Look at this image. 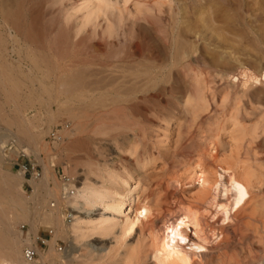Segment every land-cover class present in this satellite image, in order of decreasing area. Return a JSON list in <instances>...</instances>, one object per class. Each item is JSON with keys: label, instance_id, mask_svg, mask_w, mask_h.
<instances>
[{"label": "rangeland", "instance_id": "rangeland-1", "mask_svg": "<svg viewBox=\"0 0 264 264\" xmlns=\"http://www.w3.org/2000/svg\"><path fill=\"white\" fill-rule=\"evenodd\" d=\"M82 3L0 0V148L5 153L0 162V206L9 218L16 216L12 234L6 227L1 230L21 242L22 257L27 246L42 253L53 247L54 263H43L37 252L32 264H69L68 255L73 253L80 264H117V230L113 236L112 232L105 233L106 237L97 233L75 245L60 238L51 246L54 230L38 222L34 211H49V203L56 201L45 200L46 193L36 188L39 180L24 175L22 156L38 165L41 177L43 162L51 158L54 181L49 187L56 188L58 197L68 188L63 175L71 178L72 172L80 185L89 171L125 168L132 173L137 160L144 158L149 167L137 190L154 213L129 242L145 253L133 264H152L148 257L154 223L187 209L204 212L203 223L211 237L207 249L211 256L199 264H260L264 259V85H244L240 75L264 72V0H110L113 10L106 20L116 30L113 38L102 35L103 18L96 29L90 24L75 35L77 24L87 14L79 7ZM169 45H174L178 55L186 53L184 63L173 67ZM146 52L159 53L165 66L169 65L160 80L150 82L130 75L135 65L131 61L142 60ZM38 67L43 69L40 76ZM169 68H173L171 76L166 75ZM70 69L84 77L87 86L75 95L78 116H84L83 127L64 144H54L48 138L53 130L65 123L74 129L79 120L61 106L68 98L66 93L41 91L39 84L64 83ZM118 87L126 93L112 90ZM49 112L55 114L52 122L47 120ZM172 117L175 123L166 140L163 128ZM29 123L30 129L26 127ZM38 142L41 145L35 149ZM116 144H125L134 154L119 153ZM199 161L209 179L216 180L219 171L227 170L234 185L245 183L243 200L226 226L213 227V210L210 214L204 211L208 209L202 197L205 189L197 185L193 174ZM93 175L90 179L95 180ZM61 207L63 223L70 226L73 218L69 221L67 216L72 214L68 207ZM101 214L102 208L95 206L83 219L96 221ZM213 250L219 253L212 255Z\"/></svg>", "mask_w": 264, "mask_h": 264}, {"label": "bare ground", "instance_id": "bare-ground-1", "mask_svg": "<svg viewBox=\"0 0 264 264\" xmlns=\"http://www.w3.org/2000/svg\"><path fill=\"white\" fill-rule=\"evenodd\" d=\"M79 7L86 10L87 14L83 18V21L77 24L76 26L77 30L75 31L76 36L83 33L88 27V25L90 24H93L94 29L99 27L100 22H97V21L100 18H103L105 22L104 26L101 27L102 32H103L102 35L104 36L107 35L109 36V38L113 36V34L116 31L113 27L114 25L108 22V20H106V16L108 12L111 9L113 10V8L111 7L110 0H83V3ZM166 48L170 56L169 59L171 63L173 62V67L174 65H177V66L181 65L182 63L185 62V59L188 57V56L186 57V53H184L185 56L178 55L180 52L178 53L176 51V49L174 48V45H169ZM178 56H181V58ZM161 57L162 56H160L159 53L155 55L154 53L146 52V55L143 56L142 60L131 61L135 65L131 66V68L134 67L131 71L129 70L128 71L129 73H131L130 75H132L134 79L144 77L148 79V81L150 82L160 80L161 77L164 76L166 69H168V66H169V65L165 66L164 62H162L164 59H162L161 61ZM177 57L179 58V60ZM170 61L168 62L170 63ZM188 61L189 60H187V62ZM121 63L120 65H122ZM125 68H126V65H125ZM128 68L130 67H127V69ZM172 69L173 68H169V70H167L168 72L166 73V75L168 74L169 76H171L173 73ZM37 71L39 72V76H40V73L43 72V69L41 67H38ZM77 72H78V69H77ZM73 73L74 72L72 71V69H70L68 71V75H66L68 77L66 79L68 80L67 81L64 80L66 82L61 83V84L60 83L54 84L50 87H47L45 84H43V82L39 84V88L41 91H44V92L54 91L57 94L66 93L68 98L61 104V106L69 110L72 114H76L77 119L79 120V125L76 126V128L74 129L70 128L69 131L65 132L64 141L66 140L69 141V139L77 135L79 132V129L83 127L82 121H83L84 116L83 117L81 115L78 116L79 112H77V110H79V108H75V102H76L75 95L77 94V92L79 93L87 86L85 84L86 82H84V79H83L84 77L81 79V77L79 76L77 77L78 74H73ZM106 73H108V70L106 71ZM176 76H177V73H176ZM240 76L244 78V81H245L244 85H247L249 83H252V85H256V86L264 85V72H262L259 76H256L255 74L249 71H243ZM90 78L92 77L90 76ZM112 90L116 91L117 93L118 92L121 93L122 91L126 93L125 90L119 87L118 89L114 88ZM79 100H81V98ZM189 104H190V101H189ZM118 117H119V122H121L122 118H120V116ZM54 119H55V114L53 112H49L47 120L49 122H52ZM35 120L38 121L37 119ZM174 123H175V117H172V120L165 125L166 128L165 129L163 128L165 136H166V140H169L170 138V130H172V126ZM29 126H30V123L26 127L28 128ZM30 128L31 126L28 129ZM61 144H64V142ZM35 145H36L35 149H39V146L41 145V143L38 142ZM69 145L68 147L65 146L66 148L63 150L64 153H67V150H68L67 148H69ZM214 147L211 148L212 154H214V151H215ZM116 149L119 153H126V154L130 153L131 155L134 154L131 148L127 146L125 147V144L124 146L121 144H116ZM3 154H5L3 148L2 149L0 148V162H1ZM200 162L201 161L196 163L197 165L195 166L193 174H194V177H195L194 179L197 185L200 188L205 189V193L202 197H204L203 200H205V203H206L205 205L207 206L208 209L204 211L205 213L210 214V211L213 210L211 211L212 212V214H210L211 216L207 215V216H210V219L213 220L211 222V223H214L212 224L213 227L216 226L218 228L224 224L226 226L227 218L231 216L233 211L243 200L245 189H246L245 183L242 182L239 186L234 185L232 173H230L227 170L219 171L220 173L218 172V176L216 180L209 179L208 170ZM137 165H138L137 169L133 171L132 173H128L125 168H120L119 170H112V168L111 169L104 168L99 171L97 170L98 173H93V171H89V173L87 172L86 180L84 182L82 181L80 185H77L78 181L74 177L73 173L71 172L70 179L74 180L76 184H67L66 187L68 188H66V192L64 193V195L58 197L56 188L51 189V187H49L50 182L54 181L53 175L51 173V158L43 162L44 173H43V176L39 179V183L36 184L37 185L36 188H41V190H43L46 193L45 200L48 198H53L56 201V204L49 203L48 207L50 208V210L45 211L43 213L39 212L41 210L36 208V211H34V215L35 217L37 216V218L39 219L38 222H42L47 225H50V227H52V230H54L53 231L54 238L51 241L52 242L51 246L55 243L57 239H60V238H65V240L67 239L69 242L75 245L82 241L84 242V240H86L90 236L92 237V235L94 237V234L103 233L104 234L103 236H105L108 233L107 236H109L111 232L113 233L115 230H117V232L115 233H118V235L114 236V238H117V240L116 239L115 240L117 241V245H118L117 250L119 251L117 255L119 257L117 264H133L134 262H136V260L140 256L144 258L145 253L143 254L141 250L143 248L139 249L138 247V249H135L133 245L129 244L130 240L134 238V236L136 237L138 229L146 225L147 224L146 222H149V218L152 217L154 213V210L152 209V206L150 205V203L143 200L144 198L142 199V194L137 190V185L140 184L141 176L147 171L149 167L148 161L147 159L142 158L140 160H137ZM92 167L90 168L92 169ZM93 170H95V168ZM93 174L95 175L94 177L95 180L90 179V177H92L91 175ZM6 183H5V186H6ZM72 191L74 192L72 193ZM4 192H6V194L4 193L6 196L8 190L4 189ZM207 195H210V196L207 197ZM7 196H9V193ZM61 206L68 207L72 214L71 217L73 218V220L70 226H65V224L63 223L62 216H61V208H62ZM95 206L96 207L100 206L102 208L103 214H101V217H99V220L97 219L96 221L86 222L83 219V215L87 216L88 213L91 212L92 208H94ZM0 207H1L0 227L8 228L6 230H8L11 233V230L13 227L12 221L14 222L16 216L13 217L14 220L12 219V217L9 218L7 215L8 214L7 210L2 208V206ZM17 207H19L21 210H24V206L22 204L18 205ZM178 212H172L169 215H165L164 217L162 216V219L158 220L159 222L155 221L157 223L156 224L154 223L153 225L154 229H152L154 230V236H153V242H152L153 245L150 246L152 247V252H150L151 254L148 257L152 261L151 262L152 264H199L203 262L207 257L211 256L209 255L210 251H208L207 253V249L211 243V237L209 235L210 233L207 232L208 230L205 227V224L203 223V216H204L203 213L204 212H201L199 210H192V209H187L183 211L182 213H180L181 210L179 213ZM30 214L33 215V213H30ZM30 214L29 216H25V219L29 218L31 216ZM84 226H86L87 229ZM33 232L35 233V230ZM212 232H215V231L213 230ZM34 233L31 232V234H34ZM112 233L110 235L113 236L115 233L113 234ZM219 235L222 236V234H217L216 237H219ZM35 236L36 235H34V237ZM20 247H21L20 241H17L16 239H9L0 228V264H28V262L24 260L25 258L23 259L24 256L22 257L21 255ZM28 247H31V246H28ZM33 249L37 251L38 253H40V257L43 263H46V262L54 263L52 260V255L54 252L53 247H51L48 253L40 252V250H38L37 247ZM203 250H206V252ZM214 252L212 255H216L217 253H219L217 251H214ZM73 254L68 255V263L69 264H80L78 261L80 259L76 255H73ZM102 254L104 255L103 252ZM207 254L209 256H207ZM220 264H235V263H227V262L222 261ZM260 264H264V259L263 261H261Z\"/></svg>", "mask_w": 264, "mask_h": 264}, {"label": "built area", "instance_id": "built-area-1", "mask_svg": "<svg viewBox=\"0 0 264 264\" xmlns=\"http://www.w3.org/2000/svg\"><path fill=\"white\" fill-rule=\"evenodd\" d=\"M70 126L71 125L69 123H65L53 130L48 137L51 140L50 142L54 144L65 142V132L70 130ZM22 158H25V161H23L20 167L24 175L29 176L31 180H39L41 178V173L39 171L38 165L31 161L26 155H23ZM61 179L65 184H76L74 180L68 178L67 176L63 175L61 176ZM73 192L74 191H72V193ZM70 218L71 216L68 215L67 220L70 221ZM22 228L25 229V226H23ZM40 242L41 244H45L44 240L42 239H40ZM23 256L28 263L32 264L38 256V253L32 247L27 246L23 251Z\"/></svg>", "mask_w": 264, "mask_h": 264}, {"label": "crops", "instance_id": "crops-1", "mask_svg": "<svg viewBox=\"0 0 264 264\" xmlns=\"http://www.w3.org/2000/svg\"><path fill=\"white\" fill-rule=\"evenodd\" d=\"M38 246V245H37ZM39 247V249H40V246H38Z\"/></svg>", "mask_w": 264, "mask_h": 264}]
</instances>
